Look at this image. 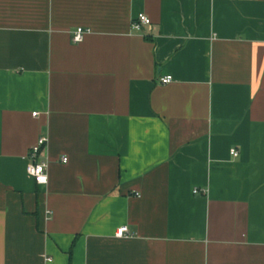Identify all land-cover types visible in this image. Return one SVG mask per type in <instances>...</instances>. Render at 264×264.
<instances>
[{
  "label": "crops",
  "instance_id": "obj_1",
  "mask_svg": "<svg viewBox=\"0 0 264 264\" xmlns=\"http://www.w3.org/2000/svg\"><path fill=\"white\" fill-rule=\"evenodd\" d=\"M0 264H264V0H0Z\"/></svg>",
  "mask_w": 264,
  "mask_h": 264
},
{
  "label": "built area",
  "instance_id": "obj_2",
  "mask_svg": "<svg viewBox=\"0 0 264 264\" xmlns=\"http://www.w3.org/2000/svg\"><path fill=\"white\" fill-rule=\"evenodd\" d=\"M143 26H150V20L146 15L139 14L135 21L132 22L131 28L134 31H140ZM86 33L87 31H84L83 29H77L73 35L72 41L74 43L82 42ZM171 81L172 78L170 76H165L160 78L159 82L162 85H166L171 83ZM35 114L36 113H34L33 115L35 116ZM45 144L46 138H40L28 154L27 173L33 178L34 182L37 185H46L48 181L47 163L38 161L40 151L45 146ZM231 154L236 156V153L234 151H232ZM62 161L66 162V159H63ZM115 236L117 238H125L129 237L130 235L128 234L127 228L124 226L116 230ZM51 261L52 260L50 257L45 258L46 263H50Z\"/></svg>",
  "mask_w": 264,
  "mask_h": 264
}]
</instances>
